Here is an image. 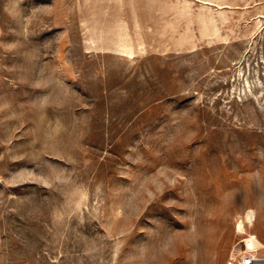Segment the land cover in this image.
I'll use <instances>...</instances> for the list:
<instances>
[{"label": "rangeland", "instance_id": "1", "mask_svg": "<svg viewBox=\"0 0 264 264\" xmlns=\"http://www.w3.org/2000/svg\"><path fill=\"white\" fill-rule=\"evenodd\" d=\"M254 237L264 0H0V264H226Z\"/></svg>", "mask_w": 264, "mask_h": 264}, {"label": "built area", "instance_id": "2", "mask_svg": "<svg viewBox=\"0 0 264 264\" xmlns=\"http://www.w3.org/2000/svg\"><path fill=\"white\" fill-rule=\"evenodd\" d=\"M253 246H249L246 239L245 249L237 255H232L226 264H264V254L260 252L261 247L256 245V239H252Z\"/></svg>", "mask_w": 264, "mask_h": 264}, {"label": "bare ground", "instance_id": "3", "mask_svg": "<svg viewBox=\"0 0 264 264\" xmlns=\"http://www.w3.org/2000/svg\"><path fill=\"white\" fill-rule=\"evenodd\" d=\"M255 213H254V211H252V210H249L247 213H246V221H248L249 222V224H253V222H254V220H255ZM241 232H243V233H245L246 231H245V226H241ZM252 238V237H251ZM249 239V238H248ZM250 246V245H249ZM251 247V246H250ZM263 247H264V245H263Z\"/></svg>", "mask_w": 264, "mask_h": 264}]
</instances>
